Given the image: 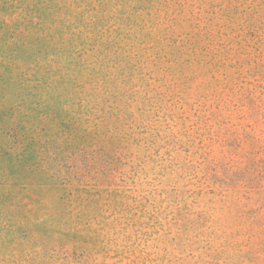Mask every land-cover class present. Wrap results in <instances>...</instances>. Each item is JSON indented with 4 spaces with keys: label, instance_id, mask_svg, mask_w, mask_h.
Masks as SVG:
<instances>
[{
    "label": "rangeland",
    "instance_id": "obj_1",
    "mask_svg": "<svg viewBox=\"0 0 264 264\" xmlns=\"http://www.w3.org/2000/svg\"><path fill=\"white\" fill-rule=\"evenodd\" d=\"M0 264H264V0H0Z\"/></svg>",
    "mask_w": 264,
    "mask_h": 264
}]
</instances>
